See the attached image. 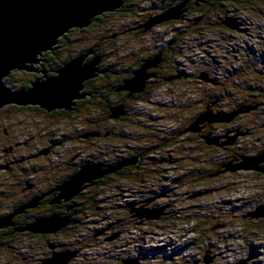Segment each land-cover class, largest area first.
Returning a JSON list of instances; mask_svg holds the SVG:
<instances>
[{
  "label": "rangeland",
  "instance_id": "rangeland-1",
  "mask_svg": "<svg viewBox=\"0 0 264 264\" xmlns=\"http://www.w3.org/2000/svg\"><path fill=\"white\" fill-rule=\"evenodd\" d=\"M185 1L179 19L154 25L140 35L131 30L147 12L152 13L148 21ZM130 2L136 13L120 12V8L83 31L71 29L58 39L55 47L59 53H39L26 68L11 71L5 77L7 85L21 89L26 88L23 85L31 77L34 82L45 80L43 66L47 65L45 60L50 62L51 53L58 61L75 59L106 31L122 34L113 42L115 48L111 52L90 55L99 59L101 71L111 65L118 71L131 70L135 59H148L152 43L163 47L180 33L182 39L171 48L179 51L176 67L187 77L162 83L145 99L129 104L126 118L120 123L107 121L96 127L95 121L101 118L91 115L87 106L72 115L54 116L50 115L52 112L30 108H0V216L13 213L18 204H29L24 202L33 183L36 186L29 191L38 192L51 181L66 177L72 172L71 162L72 166L86 161L106 162L109 166L101 165L107 169L125 159L137 158L144 172L139 177L109 180L92 190L89 195H94L99 206L94 212H86L77 228L44 236H32L26 231L11 242L1 243L0 264H33L32 259L35 264H42L58 252L56 244H67L76 253L69 264H264V219L249 215L264 204V172L232 171L225 166L241 163L242 156L254 157L264 152V0H206L205 11H191L192 0ZM214 17L219 22L212 23ZM58 61L51 60V66L46 67L48 75L58 74L53 72ZM193 73L201 75L202 80L197 81ZM220 83L227 88L224 92L213 89ZM209 91L218 93L220 98L219 111L214 114H224L227 106L238 102L243 93L262 94V105L255 104L259 105V117L244 110L233 111L231 115L243 116L230 119L229 127L220 126L214 134L203 131L202 125L210 123L199 124L205 135L222 136L218 140L221 142L236 137L235 142L217 147L207 144L205 138L193 139L185 129L193 122L195 112L205 109L202 97L209 96ZM88 92H83L87 94L85 98L90 96ZM207 111L208 108L201 115ZM237 127L251 133H239ZM104 129L113 135L85 137L88 132ZM189 141L191 144L185 145ZM150 146L157 147L142 159L140 151ZM107 148L118 157L108 152L109 156L104 157L102 153ZM216 165L220 167L217 169ZM153 169L157 171L154 173ZM178 178L183 179L180 185ZM27 209H32L37 218L51 215ZM100 209L103 216L95 213ZM138 209L144 211L143 216L138 215ZM149 213L159 217L148 218ZM196 235L200 242L193 241ZM92 236L94 239L87 243ZM93 252L98 259L90 257ZM207 257L212 258L210 262H206Z\"/></svg>",
  "mask_w": 264,
  "mask_h": 264
},
{
  "label": "water",
  "instance_id": "water-1",
  "mask_svg": "<svg viewBox=\"0 0 264 264\" xmlns=\"http://www.w3.org/2000/svg\"><path fill=\"white\" fill-rule=\"evenodd\" d=\"M206 2V0H199ZM125 0H0V108L5 105L17 106H39L48 112L56 109L69 110L76 100L85 98V82L95 78L104 70L98 67L99 59L93 58L87 61L94 51H88L75 59L69 60L56 73L48 75L45 70V80L31 81L28 88L14 89L7 85L5 77L11 71L26 68L27 63L34 61L35 57L47 50H55L58 39L68 33L71 29H84L90 26L96 17L107 13L115 12L122 8ZM187 2L167 9L161 15L150 18L145 24V31L154 25L169 20L179 19L183 7ZM156 56L148 60L133 76L124 82L123 88L130 91V95L142 92L146 88L149 78L152 77L147 71L155 66L160 60ZM207 79L206 77H204ZM250 107L247 108L249 110ZM125 114L124 106L112 109L113 118ZM236 114V113H235ZM230 115L221 112L214 114L212 110L203 113L188 128V131L197 132L199 124L229 122ZM93 135V134H92ZM207 143L217 144L220 137L205 136ZM230 138L225 144L232 142ZM242 162L236 164L228 163L225 166L232 171L236 169H253L264 172L260 162L264 161V152L259 156H242ZM139 160L132 159L125 161L118 166L104 169L101 164L86 163L80 166L79 170L57 188L58 194L51 203H60L62 200L70 201L80 192L90 186V183L104 176L116 172L122 167L135 164ZM38 205V199H33L29 204L18 207L13 213L0 218V228L4 229L14 225L13 219L27 208H34ZM140 210V211H139ZM160 211V210H159ZM140 216L143 210L138 209ZM158 213V212H157ZM157 213L147 214L148 218L159 217ZM252 217H264V204L251 212ZM70 223L69 216L54 213L50 216L37 218L36 221L28 224L23 230L41 234H54ZM75 252H56L52 257L46 259L42 264H69ZM212 259V258H211ZM209 257L206 262H210Z\"/></svg>",
  "mask_w": 264,
  "mask_h": 264
},
{
  "label": "trees",
  "instance_id": "trees-1",
  "mask_svg": "<svg viewBox=\"0 0 264 264\" xmlns=\"http://www.w3.org/2000/svg\"><path fill=\"white\" fill-rule=\"evenodd\" d=\"M129 3H131L130 0H125L124 5L122 6V12L123 11H128V12H135L136 11L135 10L136 8L134 9V7H130L129 6ZM191 3H192L191 11H195V10L205 11L203 9L205 2H201L199 0H192ZM206 3H208V1ZM115 12H118V10L115 11ZM115 12L104 13V14L96 17L94 23H101V22H103L104 19H105V17H107L109 15L115 14ZM150 14H152V13L147 12L146 15L140 16L141 19H139V20L146 22L147 19L151 16ZM212 19L213 20L215 19L214 21H212V23H215V22L218 21V20H216L215 17L212 18ZM136 24L141 25L139 23V21H137ZM88 27H86V28H88ZM120 28H119V30H122L123 29V28L122 29H120ZM140 28L142 29V31L144 33L145 32L144 24H142L141 26L138 27V29H140ZM76 30L77 31H83L85 29H79L78 28ZM131 30H134V29H131ZM143 33H140V34H143ZM120 34H122L120 31H118V33L113 32V34H109L106 31V32L102 33L99 36V38H97V40L94 43H92L87 49H84L83 51L84 52H88V51L92 50V51L95 52L94 53V56H100V55L103 56V52L104 53L105 52H111V50H113L115 48V46H113V45H115L113 42L118 41L117 39H119L118 36ZM140 34H136V35H140ZM181 39H182L181 34L178 33V34H176L175 39L173 41L165 42V45L163 46V48L162 47H158L156 44L152 43V48H151V53H152L151 57L152 58H151V60H153L156 57V54L158 52L162 51L164 49V47H166L163 51H165L166 54L168 53L167 56L170 55V57L172 59V62L175 63L177 61L178 55H180V54H179V51L177 52V50H175L174 48H171V46L174 45V43L176 42V40L177 41H180ZM176 44H175V47H176ZM160 48H162V50ZM56 50H57V48L55 49V51ZM57 51L59 53V49ZM164 55H165V53H164ZM55 59L58 61L57 56H55ZM69 60H71V57H68L65 60H59L57 63L55 62L53 68L56 70L57 68L62 67V65H64ZM50 62H51V60H50ZM50 62L47 63V64H49V66H47V67H50L51 66V63ZM259 64H262V62H260ZM53 68H51V69H53ZM105 69L106 70H110V71H105V73H101L100 76H105L106 75L105 76L106 77V81H102V83H99L98 82V85H96V88L95 89H93V87H90V86H88V87H86V89H84V92H85V90L87 92L89 91L90 96L88 98H83V99L76 100L75 103H74V105L69 110L59 109V110L52 111V113H55V114L56 113H59V114H63L64 113V115H72L73 112H77V109H81L82 107H84V106L86 107L87 106V107H89L88 110L89 111H92V113H90L91 115H93V116H97L98 115V116H100L99 118H101V119L95 121V124H94L95 127L96 126H102L107 121H112L113 123H115L114 121H117V120L123 121L125 119V117H126V109L125 108H127L129 106V104L135 103V102H138L140 100L145 99V97H147L148 94H150L155 88L158 87V86L157 87L155 86L152 89V87L146 86V88L144 89V91L132 93L130 95V91L125 90L123 88L125 80L129 76L131 77L130 69L128 71H124V70L123 71H120V73H118L117 75H113L112 74V72L116 69V66L115 65H111L110 68H105ZM96 77H98V76H96ZM32 79H33L32 77L30 79H27L25 81L24 85L23 84L22 85L24 87H29V84L31 83ZM89 80H91V79H89ZM89 80H88V82H89ZM85 84H87V82H85ZM88 88L90 90H87ZM118 106H124L125 114L120 115L118 118L111 117V115H112V109L115 108V107H118ZM7 107L19 108V109L30 108V109L42 110L40 107H38V106H32V105H29V106L8 105ZM198 118L199 117H197L195 119V121ZM100 120L102 121V123H100V125H98L97 122H99ZM121 121H119V123ZM222 127L225 128V126H222ZM95 131L97 132V130H95ZM108 131H110V130L104 129L103 130V133L106 134ZM96 132H88V133H86L85 137H88V136H90L92 134H93L92 136H95ZM108 133H110V136L113 135L112 134V131H110ZM194 133H196V132H194ZM191 142L192 141H189L185 145H190ZM205 142L207 143L206 140H205ZM221 144H222V142H218L217 144H214V145H216L217 147L218 146L219 147L220 146H224V145H221ZM153 148H155V147H152L151 146L148 149L140 152V154H141L140 157L143 159L145 157L146 152L151 151ZM222 148H224V147H222ZM114 149L111 148L112 151ZM105 151L106 152L103 151V153H102V155L104 157H108L109 154L114 155L115 157H118V154L117 153H114V152H110L109 151V148L105 149ZM235 154H236V152H235ZM134 159H137V158H134ZM130 160H132V159L131 158H128V159H125L124 162L125 161H130ZM116 163L119 164L120 161L119 162H116ZM103 166H109V165H103ZM114 166H116V164H114ZM219 167L220 166L217 167V165H216L215 168L218 169ZM143 169H144V166L142 165L141 162L138 161L135 164L126 165V166L122 167L121 169L116 170V172L110 173V174L104 176L102 178V180L101 179H98L96 181H93L92 183H90V186L89 187H91L92 185H94V189H96L98 186L104 185L106 182H110V181H113L115 179H129V178H132L135 175L139 177L140 174L142 172H144ZM78 170H79L78 168L75 169V173ZM156 171H157L156 169H153L152 172L155 173ZM215 173L217 174V172H215ZM208 176H210L209 173H208ZM182 180L183 179H181V178L178 180V184L179 185H180V183H181ZM99 201H101V200H99ZM98 206L99 205L95 201L94 195H92L91 198H89L87 200L85 199L84 202L83 201L79 202V200L74 197L70 201H64V200H62L60 203H54L52 206H45V209L44 210L39 205H37L35 207L37 210L36 209H34V210H36L37 212H40L38 210H43L41 212L45 213V215H50V214L52 215L54 213H58V214H62L63 216H69V218H70V225L68 224L66 227H64V228H62L61 230L58 231L59 233H61V232L70 231L72 228H75V227L77 228L82 223L81 222L82 216L85 215L86 212L87 213L88 212H91V211L94 212L95 210H97ZM18 207H20V204H18V205L15 206V210ZM95 213H99V214H101V216H103V211L101 209L98 210V211H96ZM1 217L2 216H0V218ZM165 217H168L169 218L170 216H165ZM36 219H37V216L34 215V213H32L31 210H26L25 209L22 213H19L13 219L14 225L9 226L7 228H4V229H1L0 230V244L3 243V242L8 243V242H11V241L15 240L16 235L17 234H23V233H25L26 230H23V228L26 227L28 224H31L32 222L36 221ZM195 228L193 230H195ZM78 232H80V231H78ZM26 233L27 234H31L32 236H44V234L34 233L32 231H28ZM80 236H81V234H80ZM93 236H94V234H93ZM93 236H92V239L90 241H87V243L91 242L94 239ZM195 240H197L198 242H200L199 235H196L194 237L193 241H195ZM83 244H85V243H83ZM155 253L158 254V252H155ZM99 254L100 253H98V255ZM90 257L92 259H94V260L98 259L97 256H96V253H94V252H93V254H91Z\"/></svg>",
  "mask_w": 264,
  "mask_h": 264
},
{
  "label": "flooded vegetation",
  "instance_id": "flooded-vegetation-1",
  "mask_svg": "<svg viewBox=\"0 0 264 264\" xmlns=\"http://www.w3.org/2000/svg\"><path fill=\"white\" fill-rule=\"evenodd\" d=\"M122 11V9L120 10V12ZM152 16V15H151ZM145 21H140L139 20V23L142 25L143 23H144ZM141 25H139V24H134V25H132V29H134L133 31H134V33L135 34H140V33H143V31H142V29L140 28V29H138V27L139 26H141ZM163 48V47H162ZM162 48H160L161 50H162ZM166 47H164V49H165ZM163 49V50H164ZM160 51V52H158L157 54H156V56H160L159 58H160V60L158 61V62H156V65L155 66H152V67H150L149 69H148V71H147V73L148 74H151L152 75V77L151 78H149L148 79V81H147V84H146V86H150V87H152V89H153V87H157V86H159L160 84H162V83H165V84H170V83H174V82H176L177 81V79L179 78V77H181V78H184V77H187V75H186V73L185 72H181V71H179L178 70V68L176 67V63H173L172 62V59H171V57H170V55L169 56H167L168 55V53L166 54V52L165 51ZM56 53H58V51L56 50L55 51ZM164 53H165V55L167 56H165L164 55ZM52 55H50V57H49V59L50 60H54L55 59V55H54V53H51ZM151 55H152V53H149L148 55H146L147 56V58L148 59H146L145 57H144V59H142V60H139V61H137V59H135V64H134V66H133V69L132 70H130V72H131V77L133 76V72L135 71V70H138V68H140L145 62H147V60H151ZM170 59H169V58ZM90 59H92V56H90V57H88L87 58V61H89ZM100 60L101 61H104V58L103 57H101L100 58ZM45 62H46V64L48 63V61L47 60H45ZM161 64H160V63ZM159 63V64H158ZM47 66H49V64H47L46 66H43V68H44V70L45 69H47L46 67ZM105 68H110V67H104V73H105V71H110V70H106ZM239 68V67H238ZM52 71H53V69H51ZM57 70V69H56ZM240 70V69H239ZM54 71H55V69H54ZM53 71V72H54ZM118 73H120V71H118L117 69H115L113 72H112V74L113 75H117ZM178 73H180L179 75H178ZM49 75H52V73H50ZM101 75V73L98 75V77H96V78H93V79H91V80H89V82L88 81H86L87 82V84H85V89H86V87H88V86H90V87H93V89H95L96 88V85H98V84H96V83H102V81H106V75L105 76H100ZM235 75H237V74H234V76ZM193 76H195L196 78H198V80L197 81H199V80H202L201 78L202 77H200L201 75H199V74H197V73H193ZM130 76L128 77V78H131ZM127 78V79H128ZM204 78V77H203ZM205 79V78H204ZM207 80V79H206ZM205 80V81H206ZM197 83V82H196ZM91 85H93V86H91ZM229 85V84H228ZM26 88H28V87H26ZM213 89H215V90H222L223 92H224V90H226L227 88H226V86L225 85H223V83H220V84H217L216 86H213ZM86 91V90H85ZM84 92V91H83ZM209 92H211V91H209ZM223 92H222V97L224 96V94H223ZM89 93V92H88ZM219 94L218 93H215V92H211V94L208 96V95H205V97L203 98L202 97V99L204 100V102H205V107H203V106H201V107H203V108H208V109H210V110H212L213 112H216V111H219L217 108H219V100H220V98H219V96H218ZM259 96H262V94L261 95H259ZM259 96H257V95H255V96H250V95H248V94H245V93H243V94H241L240 95V100L238 101V102H236L233 106H231V105H229V106H227L228 108H227V111L226 112H224V115H230L233 111H237V110H244V111H248L249 113L248 114H253L254 115V117L255 116H258L259 117V115L258 114H261V112H260V110H259V105H255V104H258L260 101V97ZM200 102V101H199ZM262 102L263 101H261L259 104L260 105H262ZM202 103V102H201ZM244 104H247V105H244ZM249 104H251V105H249ZM207 106V107H206ZM39 107V106H38ZM248 107H250V109L249 110H247V108ZM41 108V107H40ZM43 111H45V112H48V111H46V110H44L43 108H41ZM205 109L204 110H202L201 112H195V114H194V119L192 120L193 122L189 125V126H187L185 129H187L188 130V128L194 123V121H195V119L197 118V117H199V115L202 113V112H204L205 111ZM251 109H254V110H252V111H250ZM79 111H83V109L81 108V109H77V112H79ZM242 111H240V112H242ZM235 113V112H234ZM54 114L55 113H52V114H50V115H53L54 116ZM243 114V113H242ZM232 116V118L231 119H233V118H236V120H238L239 119V117L240 116H243V115H238L237 117L235 116V115H231ZM126 118V117H125ZM119 121H121V120H117V121H114L115 123H119ZM227 123V122H226ZM229 124H230V122H228L227 124H222V125H219V124H215V123H210V124H207V126L206 127H204V125L205 124H203L202 125V127H203V131H205V130H208L211 134H214L215 133V131L217 130V128L218 127H220V126H225V128H227V127H229ZM102 127H100V129H101ZM238 128V130H239V133H241V131L242 132H245L246 134H250L251 133V130H243V128H239V127H237ZM202 131V128L199 130V131H197L196 133H194V132H192V131H189V134H190V137H192L193 139L194 138H205V136H210V137H212L211 135H205L204 133L205 132H203ZM108 132H110V131H108ZM106 133V134H104L103 133V130H97V132H96V134H95V136H97V138H103V137H108V136H110V133ZM219 137H221L219 140H222V136H219ZM191 138V139H192ZM192 139V140H193ZM235 140H236V137H234V139L232 140L233 142H235ZM165 142V141H164ZM164 142H159V145L160 144H162V143H164ZM219 142H221V141H219ZM226 142H222V144L221 145H226L225 144ZM208 144V143H207ZM151 147V146H150ZM157 146H155V148H156ZM147 149V148H146ZM145 148L144 149H142L140 152H142V151H144V150H146ZM153 150V149H152ZM234 156V155H233ZM236 156V155H235ZM183 161H185V160H183ZM88 161H86V162H84V163H82L81 165H83V164H85V163H87ZM99 164H103V165H108L106 162H102V163H99ZM70 165L71 166H69V168L70 169H72L71 171V173H69L66 177H64V178H62L61 180H59V181H55V182H53V181H51L52 183L50 184V185H48L47 186V188L46 189H44V190H42V191H38V192H36V191H29V190H33V188H34V186H36V184H32L31 185V189L29 188V190L27 191V193L28 194H26V197H25V199H26V202H24V203H29V202H31L34 198H36V199H38V205L41 207V208H43V210L45 209V206H52L54 203H51V201L57 196V194H58V191H57V188L63 183V181L64 180H66L67 178H69L71 175H73V174H75V169H79L80 168V166L81 165H74V166H72L73 164H72V162L70 163ZM260 166L261 167H263L264 168V163H262V164H260ZM212 175V174H211ZM214 175V174H213ZM179 180V178L177 179V181ZM28 184V183H27ZM184 184H185V182H184ZM29 185V184H28ZM59 185V186H58ZM33 187V188H32ZM168 187H165V189H167ZM170 189V188H169ZM92 190H94V185H92L91 187H87L85 190H82L81 192H80V194H78L75 198L76 199H78V200H83L84 198L87 200V199H89V198H91V196L89 195V193L91 194V192H92ZM89 191V192H88ZM49 202V203H48ZM23 203V204H24ZM33 209H36L35 207L33 208ZM26 210H32V209H26ZM37 210V209H36ZM43 210H38V211H43ZM263 219H264V217H263ZM61 233H63V232H61ZM59 234V233H58ZM57 233H55V235H58ZM57 248H58V252H61V251H71L72 249H70V246L69 245H67V244H56L55 245ZM69 246V247H68ZM72 246V245H71ZM49 248H51V245H49ZM50 254H51V252H50ZM47 257H49V256H47ZM46 257V258H47ZM45 260V259H44ZM32 263L33 264H35L36 263V261H35V259H32ZM40 264V263H39Z\"/></svg>",
  "mask_w": 264,
  "mask_h": 264
},
{
  "label": "bare ground",
  "instance_id": "bare-ground-1",
  "mask_svg": "<svg viewBox=\"0 0 264 264\" xmlns=\"http://www.w3.org/2000/svg\"><path fill=\"white\" fill-rule=\"evenodd\" d=\"M138 218V217H137ZM152 250H154V249H152Z\"/></svg>",
  "mask_w": 264,
  "mask_h": 264
}]
</instances>
